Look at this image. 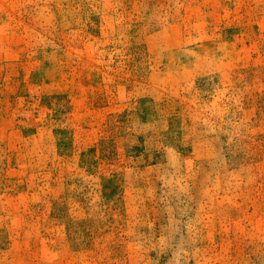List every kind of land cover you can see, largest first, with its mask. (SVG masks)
I'll return each instance as SVG.
<instances>
[{
	"label": "rangeland",
	"instance_id": "rangeland-1",
	"mask_svg": "<svg viewBox=\"0 0 264 264\" xmlns=\"http://www.w3.org/2000/svg\"><path fill=\"white\" fill-rule=\"evenodd\" d=\"M0 264H264V0H0Z\"/></svg>",
	"mask_w": 264,
	"mask_h": 264
}]
</instances>
